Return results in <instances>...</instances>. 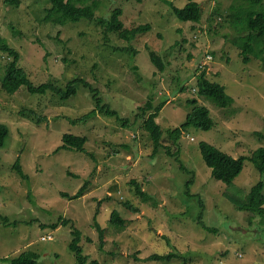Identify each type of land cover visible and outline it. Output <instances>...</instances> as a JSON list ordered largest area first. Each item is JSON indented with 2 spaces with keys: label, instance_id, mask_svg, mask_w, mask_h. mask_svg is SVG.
Masks as SVG:
<instances>
[{
  "label": "rangeland",
  "instance_id": "1",
  "mask_svg": "<svg viewBox=\"0 0 264 264\" xmlns=\"http://www.w3.org/2000/svg\"><path fill=\"white\" fill-rule=\"evenodd\" d=\"M85 1L99 2L98 17L109 18L120 7L126 26L152 28L124 41L115 32L104 35L88 19L64 25L46 21L48 0H21L18 7L0 0V36L20 52L19 65L33 84L65 87L86 81L117 112L79 121L96 108L93 94L80 83L67 100L50 92L31 94L25 86L7 93L2 80L13 58L0 52V122L10 128L0 146V258L31 250L40 255V264H76L69 245L77 227L86 264H264V218L236 207L264 174L246 159L243 171L227 185L213 176L200 148L208 142L239 158L264 147V63L244 62L239 42L247 32L232 15L240 10L244 18L246 2L195 0L202 17L194 23L181 21L164 0ZM173 2L181 8L187 0ZM252 10L264 12V5ZM151 51L164 59L163 72L152 62ZM204 71L234 99L227 108L199 94ZM151 96L150 111L165 102L157 119L165 130L164 143L179 149V159L195 173L191 195L186 193L191 175L165 148L153 155L144 119L136 118ZM193 99L209 109L214 127H191L174 144L167 131L186 120ZM66 133L86 136V152L60 149ZM17 160L27 178L17 172ZM133 181L153 198L144 201ZM82 188L83 195L76 197ZM115 210L126 219L123 228L109 222ZM200 213L217 232L200 225ZM97 223L107 229L103 248ZM171 253L179 258L148 259Z\"/></svg>",
  "mask_w": 264,
  "mask_h": 264
},
{
  "label": "trees",
  "instance_id": "2",
  "mask_svg": "<svg viewBox=\"0 0 264 264\" xmlns=\"http://www.w3.org/2000/svg\"><path fill=\"white\" fill-rule=\"evenodd\" d=\"M50 7L45 9L46 21H51L55 24L64 25L68 21L77 22L81 19H88L94 21L100 28L103 29V34L108 36L110 33H117L118 37L124 41L134 40L137 36L147 33L151 30V24L137 25L134 27H128L124 24L121 19L123 15L122 8H116L109 18L98 17L96 10L99 9L100 5L98 1H94L92 4H87L85 0H48ZM137 2H143L144 0H135ZM166 3H170L173 8L175 15L184 22H194L198 23L202 17L201 4L195 0H187L184 7H177L174 5V0H164ZM246 2L247 8L243 11L245 17H241L242 11L236 10L232 15L236 18L233 23L238 26L239 24L245 25V32L247 35L241 37L239 42V47L242 49L243 60L245 63L251 61L252 58L261 60L264 63V12L255 13L252 9L257 6H263L264 0H244ZM7 4L18 7L21 0H5ZM237 8V7H236ZM249 8H251L249 10ZM13 30L15 27L11 26ZM124 50H132L126 48ZM0 52L8 54L11 59L7 66V73L2 80V89L9 94H15L21 87L25 86L31 94H45L54 93L60 97L61 100H67L72 96L77 94V84L83 85L85 88L89 89L93 94V98L96 102V108L92 111L86 113L82 117H79V121L85 122L88 119L97 115L101 112L103 115L107 116H117V112L112 110L107 104H105L101 97L98 95V90H96L90 83L82 80H74L69 82L65 87H59L53 84V82L43 83L38 86L33 84L30 80L29 75L25 69L19 65L21 59L20 52L10 46L8 41L0 36ZM151 60L163 72L166 68V64L162 56L158 55L155 51H151ZM137 70V67H134ZM199 94L203 97L211 98L219 107L227 108L231 105L234 99L227 94L225 86L212 82L205 77V71L201 74L198 81ZM153 97L151 96L146 102L144 107H140L141 112L137 113L136 118L144 119V128L149 132L151 138L154 142V152L153 155L158 154L161 149L165 148L169 155L176 156L177 161L180 164V169L187 172L191 177L186 181V193L191 195L190 188L194 183L195 173L189 170L184 163L179 159L180 150H173L170 145L164 143V132L163 127L158 123L157 119L165 105V102H161L153 111ZM191 104L195 105L192 112H190L186 120L177 128L167 131V135L170 140L177 144L183 134L191 127H196L202 130H210L214 127V121L211 117V113L206 106L197 105L198 101L193 99L190 101ZM99 109V110H98ZM31 116L37 117L41 121V117L37 115L34 111H29ZM73 123L78 121L72 120ZM128 120H124V124L127 125ZM10 134V128L0 122V146L5 144L6 138ZM88 139L86 136H78L72 133H66L63 135V145L60 149H71L80 152H86V143ZM201 153L206 165L212 169L213 176L227 185H231L235 179L240 175L244 169V164L246 159H250L257 170L264 174V147L255 150L252 156H241L235 158L216 146L208 143L201 142L200 144ZM17 172L24 178L27 175L23 172L20 162L14 164ZM136 191L143 198L144 201L150 199V195L144 191L141 186H139L135 181ZM84 189H80L75 195L76 197L82 196ZM153 198V197H152ZM151 198V199H152ZM236 204V203H235ZM124 207L131 211H138L129 201L124 202ZM236 207L241 211H248L253 215H260L264 218V181H259L255 184L248 194V197L243 202L237 203ZM1 218V217H0ZM202 213L198 220L200 225L209 232H217L215 228L208 227L202 221ZM6 222V218H3ZM60 222L67 224V220L60 219ZM109 222L114 226L124 227L126 224V219L118 211H113ZM54 228L58 227V224H52ZM97 230L100 237V247L103 248L105 240L107 238V229L101 227L100 224H96ZM73 234L75 238L69 245V248L75 253L77 263L76 264H86L87 256L84 254L83 247L80 245L82 238V231L74 227ZM179 258L178 253H171L168 255H158L154 254L150 256L149 260H164L169 261L173 258ZM40 255L34 251L26 250L21 252L15 257H3L0 258V264H40Z\"/></svg>",
  "mask_w": 264,
  "mask_h": 264
},
{
  "label": "bare ground",
  "instance_id": "3",
  "mask_svg": "<svg viewBox=\"0 0 264 264\" xmlns=\"http://www.w3.org/2000/svg\"><path fill=\"white\" fill-rule=\"evenodd\" d=\"M124 202V201H123ZM128 202V201H127ZM124 204V203H123ZM44 240H46V239H44Z\"/></svg>",
  "mask_w": 264,
  "mask_h": 264
}]
</instances>
